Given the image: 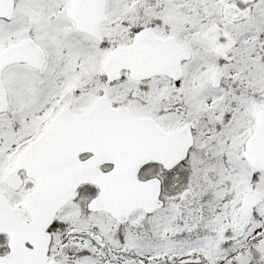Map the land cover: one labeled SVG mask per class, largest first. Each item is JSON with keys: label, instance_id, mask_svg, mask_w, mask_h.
Masks as SVG:
<instances>
[{"label": "snow or ice", "instance_id": "6c2138e0", "mask_svg": "<svg viewBox=\"0 0 264 264\" xmlns=\"http://www.w3.org/2000/svg\"><path fill=\"white\" fill-rule=\"evenodd\" d=\"M0 264H264V0H0Z\"/></svg>", "mask_w": 264, "mask_h": 264}]
</instances>
